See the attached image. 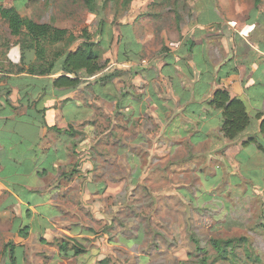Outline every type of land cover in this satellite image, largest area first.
<instances>
[{
	"label": "rangeland",
	"instance_id": "1",
	"mask_svg": "<svg viewBox=\"0 0 264 264\" xmlns=\"http://www.w3.org/2000/svg\"><path fill=\"white\" fill-rule=\"evenodd\" d=\"M11 9L37 25L52 26L73 34L72 50L78 49L87 38L99 46L103 60L108 63L98 77L89 80L90 84L95 85L96 81L120 70L123 76L104 87L105 90H116L117 93L131 90L136 97L142 94L148 103V91L152 89L162 100H170L175 106L178 100L171 83L156 76L166 64L169 52L176 58L184 44L194 41L196 44L203 42L212 50V55L220 56L219 52L216 54L219 42L223 39L231 42L234 29L249 23L255 9L264 12V0H0V105L23 99L22 84L26 83L23 78L5 77L7 73L18 74L21 67L10 62L20 58V48L16 44L21 39L12 35L2 16V10ZM212 12L220 24L201 26L198 18L208 20ZM254 15L256 17V13ZM212 33L214 35H208ZM102 42L107 49L101 46ZM67 47L62 43L50 51H64ZM198 50L196 46L192 58L201 56ZM183 54V58L190 61L188 53ZM29 56L33 59L35 52ZM126 58L132 61L123 62ZM178 63L175 68L182 73L181 77L183 73L189 74L187 66ZM191 64V67L195 66L192 60ZM8 91H11L9 96ZM97 101H100L97 104L100 107L90 106L89 120L93 125L82 129L87 138H120L116 149L121 157L109 161L114 164L106 171L104 168L109 166L104 167L101 163L100 167L105 174L116 172L117 175L111 177L120 180L125 190L121 192L120 211L114 209L116 216L110 226L107 221L98 223L101 216L93 214L91 200L88 204L84 201L91 188H85L86 170L82 171L78 177H73L72 181L76 182L73 188L71 182L61 184L64 189L56 198V203L61 205L56 208L60 214L56 224L58 227L62 224L60 228L68 227L70 223L96 226L94 228L102 233L98 240L103 235L105 239L98 243L88 239V252L92 251L91 247H94L93 251L81 258L71 257L72 260L58 258V255L56 258L52 254L53 248L42 244L51 257L45 259L35 255L30 262V249L37 250L40 244L38 240L29 239L25 242L28 248L25 264H54L53 259L58 264H264V159L259 158L255 150L242 146L254 136L259 122L253 121L246 135L234 142L212 138V132L208 133V138H203L204 141L197 142V138H191L194 127L185 138L178 134L176 126H183L182 120H187L182 118V108L175 107L166 118L175 121L181 117L180 120L165 125L159 138L160 129L157 130L154 118L143 113L134 119L124 118L125 113L119 117L110 111L111 118L108 119L107 111L103 113L96 108H108L109 105H100L102 100L99 98ZM6 116L8 112L0 106V145L8 140L12 146L0 152L1 167L9 172L6 176L0 173V264H9L8 255L3 253L5 245L20 241L12 218L17 214L15 208L2 207L8 201L3 186L5 183L16 188L21 186L22 176L15 173L22 168L20 158L24 159L23 166L28 168L33 163L32 156H28L31 152H27V144L15 138L24 119L15 117L7 122ZM113 117L115 124L111 121ZM145 125L155 133H145L142 129ZM149 135L154 138H148ZM56 137L65 138L59 133L52 138ZM133 138L140 140L136 149L129 143ZM96 144V140L90 143L92 147ZM126 147L127 152H123ZM97 152H92V157L98 166ZM129 152L131 157H139L132 167L134 171L143 169L138 178L131 174L132 169L124 156ZM133 178L137 183H133ZM45 182L46 185L51 183L50 179ZM67 188L72 189L65 191ZM80 199L85 207L77 205ZM9 202H13L12 197ZM111 202L112 199L107 197L106 203ZM60 220L65 223H59ZM216 240L234 242L223 255L213 245Z\"/></svg>",
	"mask_w": 264,
	"mask_h": 264
},
{
	"label": "crops",
	"instance_id": "2",
	"mask_svg": "<svg viewBox=\"0 0 264 264\" xmlns=\"http://www.w3.org/2000/svg\"><path fill=\"white\" fill-rule=\"evenodd\" d=\"M255 31L256 26L250 25L248 23L243 24L240 27L234 29L231 34V42H227L225 39L221 40L222 42H219L220 52L223 55L222 58H220V61L223 63L224 61L226 62L227 60L233 59L236 72L231 75L224 76L220 79L219 82L215 83V85L208 90V95L212 94L213 91L217 89L227 90L231 98H238L246 103L251 115L264 113V38H258L259 36L264 37V35H261L259 33L256 35L254 34ZM218 33H216V35ZM208 35L212 36L214 34L212 33ZM226 43L228 44L226 45ZM199 45H201L202 48L204 47L203 42H200ZM234 46H238L233 50L235 54L231 51ZM207 50L209 51L208 53ZM207 50L205 52L203 50L201 52V56H195L194 61H196L198 64L203 63L204 54L209 55L212 60H214V57L215 60H217L216 57L218 56L212 55V50L210 51L209 48H207ZM150 75H152V73H150ZM181 75L179 76L181 77ZM196 75V72H194L195 77H191V75H186L185 73H183V77L181 78H185L186 82L182 86L187 88V90H190L191 86L197 83ZM159 76L161 78V81L165 80L162 73ZM150 78H152V76ZM183 87L182 89L184 90L185 88ZM96 89L98 90V88ZM83 90L84 88L81 87V90L78 89L74 92L72 91L62 93L59 98H55L54 101L47 104V106L51 108L47 113L49 128L56 126L60 131L59 134L64 135L65 138H52L54 134H57V132L48 129H43L42 131L38 129L36 132V136L34 135V132H32L31 134L29 130L26 138L24 137L26 136L25 131L24 133H21L23 134L22 136L15 137L20 139L22 144H27V152H31V155L28 156H32L33 158V163L29 168L23 166L24 159L20 158L23 160V162L20 160L21 163H19L22 164L20 165L22 166V168L19 171L15 172L22 176V179H20L22 182H20V187L18 186L16 188L14 187V185L10 186V183H5L3 186L5 192L8 194L7 195L5 193L7 195L6 197L8 201L5 202L2 207L15 208V211L17 212V214H15L16 216L12 215V218L17 227L15 228L18 236L17 238L18 240H20L15 242L19 264H25L24 256L27 255L25 251L28 249L25 242L29 239L33 240V242H36L38 240V243L42 247L40 248L39 246L37 250H35L34 247L30 249L31 253L28 258L29 262L32 261L35 255H39L44 257L45 259H49V256L51 257L52 254H55L56 258L58 255V258L61 256L68 260H72L70 258L72 257L73 252L70 249H68L67 252H62L60 250L63 244V240H66L67 238L79 240V243L84 245L86 251L83 255L91 253L94 249V247H91L93 248L92 251L88 252L90 251L88 250V248L90 247H88L87 244L89 243L88 241L90 239L96 240L97 243L99 242V240L105 239V236L103 235L98 240V237L101 236L102 233L98 231L97 228H94L96 226H84L83 223H70L68 224V227H65L63 225L64 227L60 228L62 224L60 227H58V225L56 224V218L60 215L58 213V209L56 208H60L61 206L60 204L56 203V198L60 194V191L64 189L61 184L68 181L73 184V186H71L73 188L76 183L75 181H72L73 177L75 175H77L78 177V175L82 171L86 170V174H84L85 178L83 179L86 180L85 188L87 190L88 187L91 188V192L87 191L84 201H86L88 204L89 200H91L90 205H93V214L96 215L98 213L97 215L101 216V218L97 219L99 221L97 222L103 224L105 221H107V225H110L114 221H112V219H114V217L116 216L114 215V209L119 208L118 212L120 211L121 192L125 190L121 187L119 183L120 180L111 177V175H117L116 172L105 174L103 169H100L101 163L104 165V167L105 165H107L106 167L109 166L108 168H104L105 171L112 168L111 166L114 164V162L113 164H110L109 161H115L117 158L121 157V154H119V149H116L120 142V138L78 139L70 138L69 135L66 134V132L69 131L70 126L77 127V124L78 126H81V130H83L82 128L84 126H87L86 123L90 119L91 115L89 106L95 105L96 107H100L99 105H97L100 101H97V98L90 99L86 97V95H84L83 93ZM102 91L104 92V94L112 92V95L120 93H117L116 90L107 91L105 90V88H103ZM80 96H82V98ZM175 96L179 101L180 96H177L176 94ZM206 96L207 95L204 94L200 98L202 99ZM129 99H133V96H130ZM66 100H69V102L63 105V102ZM99 100H102L100 105L103 106V104L107 103L109 107L106 108L105 106H103L101 109H96L102 111L103 113L104 111H107V117L111 118L109 112L111 111L112 114L116 112L115 104L110 103L107 100L106 96L103 94H99ZM18 101L19 99H17L16 102H13V104L10 105H0L5 112H8V116H6L5 118L7 122H11L15 117L19 119L24 117L23 108L21 105H19L20 103H18ZM165 105L166 107H168L167 104ZM133 107L134 106L130 105V109H132ZM135 107L138 110L137 117H139L142 112H144V115L155 119V122H157L160 126V130L158 133L159 138H161L160 133L163 131L164 127L168 125V123L169 125H171V123L173 122L175 124L181 118L178 117V119L175 121H169L166 116H168L170 113L162 117L161 113L158 110V107L156 105H151L149 102L147 103L146 99L145 102L141 104L136 103ZM202 109L200 110L199 115L206 112L205 108ZM220 114L221 113L219 112L216 114V122L214 118L210 119L205 117H203V120L198 119L196 121H191L185 117L187 121H182L183 123L186 122L187 126L192 125L194 127L195 132L191 138H208V133H211L219 128L220 121L218 120V117ZM60 118H62L61 121L59 120ZM24 121L25 123L29 124V126L34 123L32 119L28 117L24 118ZM111 121L115 124L114 117ZM176 127L179 131L178 134L181 135L182 138H185L186 135L182 133V130H179V126ZM167 129L169 130V126L167 127ZM145 133L149 134L148 131H146ZM148 138L152 139L154 137L152 135H149ZM76 139H78L79 143L74 148L73 141ZM93 140H96V143L98 145L96 144L92 147L90 143H92ZM137 141L139 142V139L137 138H133L129 141L130 144L134 145V149H136V143H138ZM11 148L12 146L9 145V141L4 140L2 141V145H0V152L5 149ZM127 149L128 147L123 148L122 150L123 152H127ZM247 149L255 150L258 157H262V159H264V154L260 153L255 146H249ZM96 150L98 151L96 157L98 166L94 162V158L92 157L94 151ZM150 151H152V149H150ZM124 156L127 158V163L129 167H131L130 169H132L134 165L133 163L137 162L136 159L138 156L131 157L130 152L128 154H125ZM11 161L14 162L12 159ZM105 161H107V163H105ZM45 167H47L46 170L48 172L47 174L41 176V173L45 172ZM133 171V169L130 171L131 174L136 175V171ZM0 173L3 176L9 174V172H6V170L1 167V164ZM12 174L14 175V173ZM47 179H50L51 181L49 185H46L45 180ZM72 188H67L65 191ZM82 191L83 190L81 189L80 192ZM10 197H12L13 200V202L11 203L9 202ZM107 197L112 199V202L110 204L106 203ZM84 201L83 199H80L77 205L85 207V205L83 204ZM51 204L55 205L56 207H53ZM103 208H110V210L106 211L103 210ZM59 223H65V221L62 222L60 220ZM26 228L29 229V232L27 234V237L24 238L21 236V233ZM60 239H62V242L60 241ZM42 244H46V248H53L52 254L44 251V247L42 246ZM95 247L97 248L98 245H96ZM53 260L54 264L59 263H57L55 259Z\"/></svg>",
	"mask_w": 264,
	"mask_h": 264
},
{
	"label": "trees",
	"instance_id": "3",
	"mask_svg": "<svg viewBox=\"0 0 264 264\" xmlns=\"http://www.w3.org/2000/svg\"><path fill=\"white\" fill-rule=\"evenodd\" d=\"M255 13L256 17L254 15ZM209 15L210 18L208 20L201 18V16L198 18V22L201 26L209 25L211 23L214 25L220 24L215 13L212 12V14ZM2 16L9 24V29L12 35L20 37L21 39V41L16 44L20 48V58L10 61L14 65H21V69L19 68L17 71L19 72L18 74L7 73L5 74V77L11 78L16 76L18 77L17 79L23 78L24 81H26L25 84H22L23 99H19L18 103H20L19 105L22 106L24 111V117H22V119L28 117L34 122L29 126V124L24 121L23 126L17 133L18 136H22L23 134L21 133H24L25 131L26 136L24 137L26 138L29 130L31 134L34 132V135L36 136L38 129L40 131L48 129L59 133L60 131L56 126L52 128H49L48 126L47 113L51 108H49L47 104L54 101L55 98H59L62 93L77 91L82 86L86 87L84 88L83 93L85 95L88 94L90 99L99 98V94L105 95L110 103L115 104L117 116L122 117V114L125 113L123 114L124 118L129 116L134 119L137 117L138 110L135 107L136 103L141 104L145 102L142 94H139L138 97H136L131 90H121L120 94L116 95H112V92L104 94L102 91V89L108 84L123 76V73L120 70L96 81L95 85L89 83V80L98 77L106 69L108 63V61L103 60V53L99 46L90 41L89 38H87L78 49L72 50L70 48L74 45L75 37L67 30H60L47 25H37L31 20L21 17L16 9L2 10ZM248 24L256 26L254 34L257 35L259 33L264 35V12L260 13V10L255 9L252 15H250ZM258 38L264 37L259 36ZM62 43L68 45L66 50L59 52L50 51V48ZM196 43L194 41H188L183 45L180 52L176 53V58L172 55V52H169V54H171L165 58L166 64L161 67L158 74L156 73V76H159L162 73L165 80H168L171 83L175 94L180 96L178 103L174 106L170 100H162L159 95L153 93L152 89L149 90V103L158 107L162 117L171 113L170 109L172 110V108H182L183 118L186 117L191 121H196L198 119L203 120V117L215 119L217 118L216 114L219 112L221 113L218 117L220 126L212 132V138H223L228 142H234L242 138L252 126L253 121H260L259 126L257 124L258 127L255 135L250 137L248 141H245L242 146L248 148L253 145L260 153L264 154V113L251 115L246 103L238 98H231L227 90L217 89L214 90L212 94L208 95V90L211 89L215 83L219 82L221 78L236 72L233 59L222 63L220 58H222L223 55L220 52L219 46V51L217 50L216 54L219 52L220 56L216 57L217 60H215V57L214 60H212L209 55L204 54L203 63L198 64L194 61L192 56L195 53V47L199 46L201 49L202 44L199 45ZM101 46H103L104 50L107 49L105 42H102ZM200 49L198 51L199 53L203 50L205 52L207 50V45L204 44V47L201 50ZM34 52L35 57L33 59L29 58V54H33ZM184 52L188 53L190 61L183 58ZM208 52L209 51L207 50V53ZM130 59L126 58L123 62L132 61ZM191 60L192 62H195L194 67L190 66ZM119 62L123 63L122 60ZM176 62L184 63V66H187L188 73L191 77H195L194 72H196L197 83L193 84L190 90H187V88L182 86L186 82V79H179L181 72L175 68ZM134 75L135 74H133V76ZM182 87L186 90H183ZM96 88H98V90ZM204 94L207 96L201 99L200 97ZM7 95H11V91H8ZM130 96H133V99H129ZM68 102L69 100L64 101L63 105ZM165 104H167L168 107H166ZM130 105L134 107L130 109ZM202 108H205L206 112L199 115ZM142 113L144 114V112ZM173 115H175V112H173ZM107 118L109 119V117ZM87 123H89L87 126L93 125L90 124V120H88ZM131 123L129 125H132ZM155 124L157 125V130H159L160 126L157 122H155ZM183 124V126L178 128L180 131L182 130L183 134L187 135L193 126H187L186 122ZM78 127L81 128V126ZM85 127L86 126L83 128ZM142 129L144 132H154L150 129L149 125L143 126ZM66 134L69 135L70 138H78L79 136H82L80 138H87L84 129L81 130L74 126H70L69 131H67ZM143 134L144 133H142V135ZM78 139L73 141L74 148L79 143ZM196 141L201 142L204 140L203 138H197ZM46 169L47 167H45V172H42L41 176L47 174L48 171ZM142 170V168L136 170L135 178L140 176ZM132 181L133 183H137V180L135 181L134 178ZM28 232V228L24 229L21 236L26 238ZM233 242L234 241L216 240L213 245H215L223 255H226V249L233 245ZM68 249L73 252L72 257L75 258L81 257L86 251V248L83 244L79 243V240L70 238L63 240L62 247L60 248L62 252H67ZM3 253L8 255L9 264H19L17 249L14 243L6 244Z\"/></svg>",
	"mask_w": 264,
	"mask_h": 264
}]
</instances>
